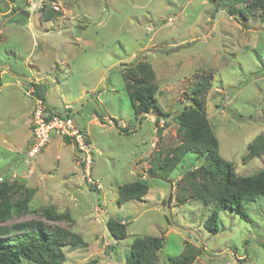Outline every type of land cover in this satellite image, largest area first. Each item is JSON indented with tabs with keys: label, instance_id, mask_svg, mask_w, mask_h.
Here are the masks:
<instances>
[{
	"label": "rangeland",
	"instance_id": "374dc122",
	"mask_svg": "<svg viewBox=\"0 0 264 264\" xmlns=\"http://www.w3.org/2000/svg\"><path fill=\"white\" fill-rule=\"evenodd\" d=\"M261 14L259 0H0V206H27L2 222L10 240L16 224L34 220L82 239L61 248L62 264H129L138 237L164 238L140 264L184 256L187 264H264V199L245 204L247 218L220 211L213 234L205 228L212 204L198 197L204 183L187 176L204 158L189 153L169 174L187 141L177 118L194 110L234 175L264 169ZM139 81L153 87L165 115L156 129L154 111L143 120L133 111ZM37 90L57 112L72 107L89 137L94 184L66 139L25 162ZM138 182L149 185L147 195L121 197ZM110 220L125 225V239L114 240Z\"/></svg>",
	"mask_w": 264,
	"mask_h": 264
},
{
	"label": "trees",
	"instance_id": "16d2710c",
	"mask_svg": "<svg viewBox=\"0 0 264 264\" xmlns=\"http://www.w3.org/2000/svg\"><path fill=\"white\" fill-rule=\"evenodd\" d=\"M247 0H241L246 3ZM259 6L262 7L261 19L264 22V3L259 0ZM250 7H255L251 5ZM22 12L17 17L22 16ZM246 12V11H245ZM241 15L244 11L240 10ZM14 14V13H13ZM29 16L26 15V20ZM1 86V83H0ZM135 90L130 94L132 108L138 116L142 113L149 114L154 111L157 114L156 124L159 126L161 118L164 117L160 111L155 99V91L148 83L139 81L133 83ZM35 95L38 99L46 102L44 92L37 90ZM97 118L103 123L104 115L96 112ZM145 117H142L143 120ZM182 131L187 133L186 143L175 150V157L171 161L173 168L169 174L178 167L189 153L200 155L204 158L203 165L194 173L189 172L190 178H198L203 181V192L198 195L199 200L212 204L213 214L205 223V228L217 234L220 231L217 221L219 212L223 210L235 211L244 218L246 217L244 206L248 203L264 199V169L250 176L238 177L233 174L231 165L218 155V143L210 124L200 110H194L193 117H187L185 111L177 118ZM124 132H129L125 129ZM69 141L68 139H66ZM70 142V141H69ZM171 164V167H172ZM149 192V185L145 182H138L120 190V195L126 200H137ZM27 208L25 204L13 205L12 207L0 206V264H62L63 246L72 245L80 246L83 244L82 239L76 234H69L61 229L48 231L46 226L38 221L29 220L16 224L13 229L19 233L15 240H10V231L8 228L1 226L6 217L11 214H20ZM44 214L53 218L52 220H61V216L52 217L48 209ZM108 230L114 240L119 241L126 238L125 225L116 221L108 222ZM164 246V238L148 237L135 238L133 242V251L127 258L129 264H140L143 258L144 250L159 251ZM183 257V256H182ZM185 257V256H184ZM179 260L171 259L168 264H187L185 258Z\"/></svg>",
	"mask_w": 264,
	"mask_h": 264
},
{
	"label": "built area",
	"instance_id": "2783aa9c",
	"mask_svg": "<svg viewBox=\"0 0 264 264\" xmlns=\"http://www.w3.org/2000/svg\"><path fill=\"white\" fill-rule=\"evenodd\" d=\"M66 112L61 113L52 109L47 102L35 99V108L31 118V139L26 149L25 162L36 159L45 151L50 142L59 137L68 139L73 143L80 155L79 165L85 171L87 181L94 184L90 177L93 158L91 145L86 131L80 127L72 117V107L65 108Z\"/></svg>",
	"mask_w": 264,
	"mask_h": 264
},
{
	"label": "water",
	"instance_id": "95a60500",
	"mask_svg": "<svg viewBox=\"0 0 264 264\" xmlns=\"http://www.w3.org/2000/svg\"><path fill=\"white\" fill-rule=\"evenodd\" d=\"M149 114H147V113H142V114H140L139 115V118L141 119L143 116H148ZM155 119L157 118V116L156 115H152ZM104 122L105 123H108V124H111L117 131H119L118 129H117V123H116V121H111V120H108V119H104ZM154 127H155V129L158 127V125L155 123L154 124ZM156 136H157V134H155V139H156ZM171 186H170V191H169V195H170V193H171Z\"/></svg>",
	"mask_w": 264,
	"mask_h": 264
},
{
	"label": "crops",
	"instance_id": "0c3cea01",
	"mask_svg": "<svg viewBox=\"0 0 264 264\" xmlns=\"http://www.w3.org/2000/svg\"><path fill=\"white\" fill-rule=\"evenodd\" d=\"M53 109V108H52Z\"/></svg>",
	"mask_w": 264,
	"mask_h": 264
}]
</instances>
